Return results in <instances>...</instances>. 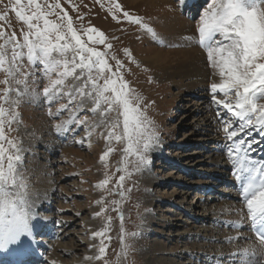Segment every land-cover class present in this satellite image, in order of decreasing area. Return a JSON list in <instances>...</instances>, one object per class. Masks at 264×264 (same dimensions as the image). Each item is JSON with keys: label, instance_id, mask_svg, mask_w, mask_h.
I'll return each instance as SVG.
<instances>
[{"label": "snow or ice", "instance_id": "1", "mask_svg": "<svg viewBox=\"0 0 264 264\" xmlns=\"http://www.w3.org/2000/svg\"><path fill=\"white\" fill-rule=\"evenodd\" d=\"M5 9L14 12L26 30L21 31L22 39H17L14 32L5 38L0 29V38H4L0 43V73L4 75L0 84L5 86L0 89V253L12 256L13 264H30L26 257L36 243L34 229L46 225L31 211L34 205L22 171L21 149L8 137L6 128L11 131L17 121L16 109L36 83L37 73L47 81L43 87L46 102L57 105L54 112L49 109V115L56 118L64 112L69 114L67 120L55 125L57 132L69 131L68 126L75 125L83 126L90 136L96 128H103L109 143L113 139L126 142L125 163L128 156H135L141 164L149 163L145 153L158 138L152 121L140 107L142 97L124 79L123 63L112 57L113 68L107 52L94 46L112 48L103 32L90 27L83 31L85 40L58 0H27L26 4L9 0ZM109 10L120 11L121 6L114 3ZM53 15L56 21L49 19ZM123 17L150 33L153 40L159 39L140 18L126 11ZM7 18V14L0 15V21ZM113 19L119 22L115 15ZM197 34V45L206 51L209 66L221 78L210 85V93L218 109L222 106L230 114L217 112L226 141L224 148L233 165V175L240 182V202L246 212L240 211L250 220L248 228L255 237L239 254L243 257L240 264H264V161L249 158L256 141L255 137L245 139L254 132L264 137V0H208L198 19ZM125 55L131 59L127 50ZM217 93L222 98H217ZM61 100L67 102L60 103ZM80 112L85 114L81 116ZM87 112L92 113V124ZM121 125L122 132H118ZM112 151L109 147L101 159L106 160ZM124 180L125 175H121V187ZM108 183L105 179L97 187ZM120 218L123 220L122 214ZM106 230L107 226L93 236L105 237ZM105 253L101 240L96 259Z\"/></svg>", "mask_w": 264, "mask_h": 264}, {"label": "rangeland", "instance_id": "2", "mask_svg": "<svg viewBox=\"0 0 264 264\" xmlns=\"http://www.w3.org/2000/svg\"><path fill=\"white\" fill-rule=\"evenodd\" d=\"M166 1L163 5L162 2L157 4L160 7L157 9L151 5V0L147 1L146 4L144 2L138 5H133L129 0H99V2L98 0H58L64 11L72 18L74 27L81 32L85 40H87V36L83 35V31L90 27H94L105 34L107 43H110L112 48L107 49L104 45L94 46L98 50L107 52V58L113 68L115 67V59L112 57L123 63L122 74L124 79L142 97L140 107L148 119L152 121V127L158 138L150 150L145 153L149 163L141 164L135 156H128L125 163L123 150L126 147V142H117L113 139L109 143L105 139L107 133L103 128H96L90 136L83 130V126L76 127L75 125H69V131L57 132L55 125L67 120L69 114L64 112L56 118L49 115V109L51 108L54 112L57 105H50L46 102L43 96V87L47 81L41 77L40 73H37L38 79L29 89V94L21 98L19 107L16 109L18 112L17 121L11 125V131L6 128L8 137L13 139L17 147L21 149L22 171L28 182L29 199L34 196L33 192L37 190V187L43 184L39 181L51 182L52 186L57 187L53 191L51 201H54L55 207H58L54 210L57 213L55 219L57 218L58 222L64 224L61 221V218L64 217L71 218L73 221L78 217H84L94 224V230L88 233L90 224L87 221H82V219L76 222V224H80L81 227L79 228L72 225L70 220L66 224V229L64 225L52 223L54 227H57L56 230L60 234L71 230L73 235L70 238L75 239L76 243L79 240L84 241V237H87L88 241L93 244L91 249L95 252L93 264H153L156 257L153 256L161 247L157 244L158 242L163 243L167 250L172 246L167 236L160 235L167 230V227H164L165 223L160 220L166 216L163 211L172 208L170 207L172 206L170 201L173 199L172 189L177 185L175 187L177 192L180 190L188 192V181L194 184L198 180L194 175L189 177L183 174L180 169L170 167L171 165L167 164V159L170 157L171 164L180 162L181 166L192 170L195 168H191L193 165L205 166L202 167V170L196 171L194 169L195 173L192 174H196L198 171L208 174L211 170L210 166H207L208 163H204L207 158V151L211 150L208 147L211 143L206 148H204L205 146L202 147V144L196 145L200 138L198 134L200 131L198 130L205 128L197 127V134H193V129L191 131L187 125L185 128L181 124L182 117L192 109L193 100H204L203 97L205 96L203 93L198 91L193 93L188 89L185 90L186 92L179 93L180 85L195 83L199 80H183V84L178 79L166 82L163 79H158L157 71L149 68V65H145L142 61L147 49L164 51L174 49L171 45L163 44L165 42H162L161 35L165 32L164 21L176 12L181 15L179 4L183 0ZM40 2L44 3L45 0H40ZM48 2H56V0H48ZM8 3L9 0H3V3H0V15L7 14L8 17L7 20L0 21V29L5 32V38L14 32L17 39H22L21 31L26 30V25L17 19L14 12L5 9V5ZM22 3L26 4L27 0H22ZM114 3L121 6L120 11L109 10ZM203 10L195 16L193 22L198 23ZM125 11L133 17L140 18L145 24L153 28L159 39L153 40L151 34L139 25L126 21L123 17ZM56 12L59 13L60 9H57ZM113 15L117 17L119 22L113 19ZM49 19L56 21L57 17L53 15ZM195 27L197 28V24ZM3 40L4 38H0V43H3ZM125 50L131 54V59L125 55ZM204 54L205 62L209 64L206 52ZM3 78V73H0V80ZM4 87L3 84H0V89ZM206 89L204 92L207 91ZM217 98H222V94L217 93ZM66 102V100L60 101V103ZM85 104L88 107L91 106L87 101ZM205 107L206 111L210 108L216 118L218 117V110L222 115L226 112L222 106L218 109L213 103L212 97L207 98ZM86 111L87 109H85ZM85 112H80L79 115L83 116ZM87 115L89 124H92L94 122L92 113L87 112ZM112 115L114 116L115 113ZM229 115L226 112V116ZM217 119L220 120L219 117ZM221 128V123H219L217 127L213 128V131L223 132ZM117 131L122 132V125ZM178 146L185 147V149H179ZM109 147L113 148L114 151L109 154L106 160H102L101 157ZM157 147L165 152H168L167 149L170 148L176 150V153L172 152L168 154V158L162 160L155 154ZM215 167L218 169V166ZM207 168L208 171H206ZM219 169L221 168L219 167ZM121 175H125L122 187L119 183ZM151 175L160 176L166 182L162 186L155 187L152 180L147 179ZM55 178H57L56 183L54 182ZM105 179H108L109 183L103 187H97ZM170 180L174 181L169 182ZM71 187L74 191L70 192V195L67 189H71ZM222 191L219 189L217 192L222 193ZM121 192L123 195H120ZM190 192L186 198L174 200L185 201L189 204L194 200L196 194L202 195L199 192ZM176 194L179 197L181 193ZM152 198L155 203L152 202ZM157 201L160 202L157 203ZM172 209L174 213L180 212L175 208ZM151 210L155 212L156 223L154 225L152 223L150 227L147 221L149 215L152 214ZM97 213L102 214L97 216ZM121 214L123 220L120 218ZM106 226L105 237L93 236V233L97 231H104ZM101 240L106 246V253L101 259H96ZM184 259L185 257H182L181 262ZM44 264L47 262L45 261Z\"/></svg>", "mask_w": 264, "mask_h": 264}, {"label": "bare ground", "instance_id": "3", "mask_svg": "<svg viewBox=\"0 0 264 264\" xmlns=\"http://www.w3.org/2000/svg\"><path fill=\"white\" fill-rule=\"evenodd\" d=\"M129 1L133 5H138L144 2L146 4V2L150 0ZM151 1V5L155 6L157 9L160 8L157 4L162 2L163 5L167 2L166 0ZM191 1L192 0L184 1L183 8H186V6L188 8ZM195 24L198 25V23L184 18L177 12L173 16H170L164 21L165 32H162L163 35H161V39L162 42H165L163 43L164 45H171L174 49H170L169 51L147 49L142 60L145 65H149V68L151 67L153 70H156L158 73V79H163V81L171 82L174 80L176 81V79L181 82L183 80H199L198 82H191L188 84H183L184 82H182L183 85H180L181 90L179 93L186 92L185 90L188 89L190 92L194 93V91H198L203 93V96H205H202L204 100H193L191 106L192 109L182 117L181 124H183V127L185 128L187 125L188 128H191V131L193 129V134H197V132L200 131L198 133L200 138L198 136L199 139L197 140V146L202 144V147L205 146L204 148H206L207 145L211 143V145L208 146L211 150L207 151V158L206 161H204V163H208L207 166H210L209 168H211V170H209L210 172H208L210 174L208 180H197L194 184L193 182L188 181V192H185V190L177 192V189L175 188L177 185L174 189H172L173 199L170 201L172 202V206L170 207L175 208L180 212L174 213L172 208H167L163 211V213H166V216L164 219L160 220L165 223L164 227H167L165 233H160V235L164 234V236H167L172 246L167 250L163 243L158 242L157 244L161 247L157 249L158 252H156L153 256H156L153 264H240L243 257L239 254L243 249L248 248L252 243L248 240L249 234H247V232L235 229L236 227L238 228L246 223V215L240 211L244 209V205H241L238 202L236 203L235 201H226L219 204V200L216 195H208L205 197L196 194L194 200L189 204L185 203V201L174 200L177 198H186L188 193L190 191L193 192L197 186L202 187L204 194L207 193L208 185H212L213 183L215 186H220L217 183V179H219V176L225 175L230 166L228 163L230 158L222 146L226 142L225 136L220 134V132L213 131V128L217 127L219 120L215 117L216 115L213 116L212 113L214 112H212L210 108L206 111L205 107L207 104V98L212 97L209 86L212 83H219L221 78L218 74H214L215 70L205 62L204 52L197 48L198 45L193 43L198 35ZM185 37H189L191 39L185 40ZM147 55H150V57H147ZM205 88H207V93L204 92ZM197 127H204L205 129L197 131ZM209 128L212 129L209 130ZM86 146L88 147L89 145ZM167 150L168 152H165L161 150L160 147H157L155 154L160 159H164L166 154L168 155L172 152L176 153V150L170 148ZM199 153L202 154L201 152ZM170 160L171 159H168V161ZM197 166H199V164H197ZM197 166L193 165L191 168L195 167L194 169L197 171L202 170V167H205ZM215 166H218V169ZM219 167L221 169H219ZM206 171H208V168ZM173 173H175L174 170ZM199 173L200 172L198 171V174ZM226 176L227 175H225V177ZM170 178L173 179L171 176ZM147 179L152 180L155 187L162 186L166 182L160 176L154 175L148 176ZM173 181L174 180H170L169 182ZM229 181L233 182L232 178H229ZM39 182L43 184L38 186L37 190L33 192L34 196H31L32 198L30 201L34 205L31 211L38 215L42 224L50 225V228H53L57 234L55 238V241L57 242H55L52 246L49 245L45 250L46 257L44 262L46 261L47 264H93L95 252L91 249L93 244L91 241H88L87 237H84V241L79 240V242L76 243L75 239L70 238L73 235L71 230H67L64 234H60L56 230L57 227L52 225L54 219L49 218V220L48 218H45L44 213L49 212V206H51L52 209L54 207L51 202V196L57 187L54 185L52 186L51 182ZM54 182H57V178H55ZM67 191L71 195L70 192L74 190L71 187V189H67ZM175 192L181 193L180 196L178 197ZM233 194L231 195L232 199H237L238 194L236 192ZM154 201L155 200L153 199L152 202L155 203ZM158 202L160 201H157V203ZM215 202L217 203L215 204ZM56 209H58V207H56ZM244 212H246V209H244ZM151 213L152 214L149 215L147 221L149 222V226L152 223L153 225L156 223L155 212L152 211ZM81 219L82 221H87V223L90 224L88 233L92 232L94 230V224L87 218L78 217V219L73 221L71 218L64 217L61 218V221L64 222L63 225L65 226V229L68 220H70L71 224L75 225L76 228H79L81 226L80 224H76V222H79ZM33 223H35V221H33ZM233 224H235L236 227H233ZM182 257H185V259L181 262Z\"/></svg>", "mask_w": 264, "mask_h": 264}]
</instances>
